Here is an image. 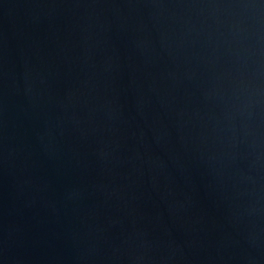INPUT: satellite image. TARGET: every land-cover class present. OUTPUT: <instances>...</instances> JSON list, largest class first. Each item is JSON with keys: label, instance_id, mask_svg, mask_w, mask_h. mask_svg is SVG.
I'll use <instances>...</instances> for the list:
<instances>
[{"label": "water", "instance_id": "95a60500", "mask_svg": "<svg viewBox=\"0 0 264 264\" xmlns=\"http://www.w3.org/2000/svg\"><path fill=\"white\" fill-rule=\"evenodd\" d=\"M0 264H264V0H0Z\"/></svg>", "mask_w": 264, "mask_h": 264}]
</instances>
